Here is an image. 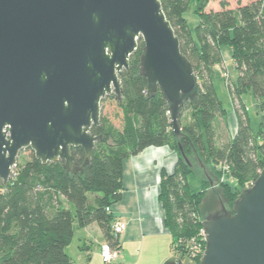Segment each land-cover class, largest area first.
Segmentation results:
<instances>
[{"label":"trees","instance_id":"trees-1","mask_svg":"<svg viewBox=\"0 0 264 264\" xmlns=\"http://www.w3.org/2000/svg\"><path fill=\"white\" fill-rule=\"evenodd\" d=\"M192 1L161 0L200 85L195 99L182 109V136L177 138L172 131L169 105L161 91L149 95L146 90L140 75L144 48L140 39L130 72L124 71L121 77V98L102 101V111L106 100L117 101L122 128L102 113L101 125L92 129L101 139L91 162L86 163L82 149L75 150L78 164L71 173L64 163L43 165L32 153L29 161L18 162L7 185L0 182V264H74L66 249L73 241L75 222L79 228L98 224L105 242L120 250L113 234L116 219L106 210L121 199L124 161L150 147L169 146L179 156L175 171L162 173L159 199L173 246L181 244L184 252L189 251L188 238L201 232L211 182L204 180L200 192L191 189L188 181L195 175L194 166L185 162L179 144L193 165L197 159L205 167L210 163L229 166L235 187L220 183L221 173L216 169L212 173L217 181H211L219 183L215 190L223 194L230 209L241 191L257 180L264 169V124L253 130L245 96H253L264 110V0L235 10L222 1L221 11L209 13L204 12L208 0H196L200 22L194 30L186 18ZM223 47L231 49L238 71L237 79L227 86L238 129L230 143L218 148L215 125L226 110L216 90L215 69L224 62ZM186 113H190L189 122H185ZM90 196H95L93 204ZM65 203L74 205L75 216ZM202 257L194 264H200Z\"/></svg>","mask_w":264,"mask_h":264},{"label":"water","instance_id":"water-1","mask_svg":"<svg viewBox=\"0 0 264 264\" xmlns=\"http://www.w3.org/2000/svg\"><path fill=\"white\" fill-rule=\"evenodd\" d=\"M140 39L146 90L161 91L180 138L182 109L200 85L161 0H0L3 185L25 150L43 165L62 162L71 173L78 164L75 150L91 162L101 139L92 129L101 125L102 101L121 98V77L130 72ZM202 228L200 264H264V169L230 210L211 213Z\"/></svg>","mask_w":264,"mask_h":264},{"label":"crops","instance_id":"crops-1","mask_svg":"<svg viewBox=\"0 0 264 264\" xmlns=\"http://www.w3.org/2000/svg\"><path fill=\"white\" fill-rule=\"evenodd\" d=\"M218 67L215 69L216 73ZM226 91L229 94L227 88ZM229 98L230 110H226V113L230 126L226 131L227 134H232H229L226 144L233 140L238 129L237 116L230 94ZM217 124L218 120L216 126ZM178 160V154L171 147L164 146L147 148L124 161L121 199L111 207L116 221L125 226L124 231L117 237L120 253L115 264H136V260L127 263L129 253L146 264H167L173 259V237L166 227L165 213L159 197L162 173L165 171L172 174ZM196 162L201 164L197 159ZM212 167L215 166L212 164ZM206 170L213 176L212 170L204 166V171ZM94 199L95 196H90V204H93Z\"/></svg>","mask_w":264,"mask_h":264},{"label":"rangeland","instance_id":"rangeland-1","mask_svg":"<svg viewBox=\"0 0 264 264\" xmlns=\"http://www.w3.org/2000/svg\"><path fill=\"white\" fill-rule=\"evenodd\" d=\"M222 1H226L228 3L229 9L235 10L238 8V6L251 3L255 0H208L206 2V6L204 7V12L209 13L211 11L213 12L221 11ZM198 7H199L198 1L193 0L188 13L186 14V18L188 20L191 30H194L199 25V22H200L199 18L195 15V12H197L199 9ZM222 54H223L224 62L220 67H218V71L215 74V86L217 88L216 90L218 93V97L222 101L225 110L228 111L230 110L231 103H230L229 94L227 93L226 88L230 82H234L237 79L238 71L236 70L233 59H232L231 49L229 47H223ZM245 103H246L245 105L246 110L248 111L250 118L252 120L253 130L257 132L259 130V126L262 123L264 124V110L263 108H261L260 104L257 103L255 98L253 97L245 96ZM102 113L104 116H108L110 120L112 121V123L117 128H122L121 111L117 105V101L114 98H110L105 101ZM189 115L190 113H186V116L184 118L185 122H189V117H188ZM227 116L228 115L226 113L223 119H218L217 126L215 125V128L217 127L216 146L218 148H221L224 145H226L225 142H228L229 134H232L229 132H228L229 134H227V131H226V129H228L230 126L228 122L229 118ZM32 153L33 152L31 150H25L21 152L19 155L18 162L29 161L32 157ZM213 165L215 167H212V163L208 164L206 167H208L209 170H215V169L218 170L221 173V178L222 176L225 175L229 180L228 181L229 184L232 187H235L236 181H234V179L231 177V173L229 171L228 165L227 164L225 165L223 163L221 164L216 163ZM194 169H195V175L191 176L188 182L193 191L200 192L202 190L203 181L207 180V178L204 175L205 174L204 166L195 161ZM211 179H215V177L211 176ZM207 204L203 206V210L205 211L204 212L205 217L211 214V213H207L206 211V207L208 206ZM66 207L71 211L72 215L75 216L74 205L70 203H66ZM74 232L75 234H74L73 241L66 249V253L68 254L71 261L74 264H103L102 259L100 257V250H101L102 244L105 242V239H104L103 233L101 232L99 225L94 224L93 227H90L89 229H85V228H79L77 226V223L75 222ZM193 237L198 238L197 235ZM193 237L188 238L189 241L186 244V247H190V240H192ZM173 248H174V251H172V257L175 259H181L183 264H194L195 261L197 260V258L194 259L189 254L190 250L187 252H184V250H182L181 244H176L175 246H173ZM127 256H129L127 263L131 261L134 262L136 260L137 261L136 264H146L145 262H143V260L138 261L137 256L132 257L131 253H129ZM119 262L120 261H118V263Z\"/></svg>","mask_w":264,"mask_h":264},{"label":"built area","instance_id":"built-area-1","mask_svg":"<svg viewBox=\"0 0 264 264\" xmlns=\"http://www.w3.org/2000/svg\"><path fill=\"white\" fill-rule=\"evenodd\" d=\"M220 166H218V167H220ZM228 168H229V166H228ZM229 171H230V169H229ZM228 181L229 180L225 175L222 176L221 183L229 184ZM106 211L109 214L112 213L111 208H107ZM124 229H125L124 224L119 222V221H116L114 223V226H113L114 236L118 237L124 231ZM205 246H206V242H205V236H204L203 228H202L198 238H193L192 240H190L189 254L194 259L199 258L201 255H204ZM119 253H120V250L113 248L109 243L106 242V243L102 244V246H101V258H102L103 264H115L116 260L118 259Z\"/></svg>","mask_w":264,"mask_h":264},{"label":"flooded vegetation","instance_id":"flooded-vegetation-1","mask_svg":"<svg viewBox=\"0 0 264 264\" xmlns=\"http://www.w3.org/2000/svg\"><path fill=\"white\" fill-rule=\"evenodd\" d=\"M193 166L195 167V163ZM194 171H195V169H194ZM204 175L207 178V180H209V182H211V185H210L211 191L205 200V203L206 204L208 203L207 204L208 206L206 207L207 213H214V212L220 211L222 209L230 210V206H229L228 202L225 200V198L223 197V194L219 190H215L217 188V186L219 185V183L218 184L216 183V185H214V182L211 181L212 179L209 176L210 174H209L208 170L205 171ZM214 180H215V182L217 181L216 179H214ZM205 203H204V205H206Z\"/></svg>","mask_w":264,"mask_h":264}]
</instances>
